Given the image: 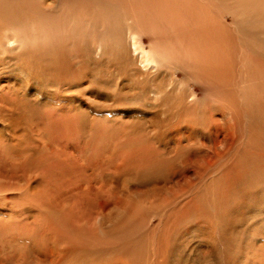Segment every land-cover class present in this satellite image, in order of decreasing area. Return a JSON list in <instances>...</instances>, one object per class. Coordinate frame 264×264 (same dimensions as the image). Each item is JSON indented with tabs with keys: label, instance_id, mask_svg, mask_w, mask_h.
<instances>
[{
	"label": "bare ground",
	"instance_id": "bare-ground-1",
	"mask_svg": "<svg viewBox=\"0 0 264 264\" xmlns=\"http://www.w3.org/2000/svg\"><path fill=\"white\" fill-rule=\"evenodd\" d=\"M15 196L1 260L10 243L21 264H264V0H0V198Z\"/></svg>",
	"mask_w": 264,
	"mask_h": 264
},
{
	"label": "rangeland",
	"instance_id": "rangeland-1",
	"mask_svg": "<svg viewBox=\"0 0 264 264\" xmlns=\"http://www.w3.org/2000/svg\"><path fill=\"white\" fill-rule=\"evenodd\" d=\"M162 32L160 31V32H158V31H156V30H154L153 32H152V41H154L153 42V44H151V40L148 38V40H147V43L146 44H144V47H146V48H148V46L151 44L152 46H153V50L154 49H156V47L158 46L156 43L157 42H160V45H165V44H167L168 46H166L165 48L167 49V50H170V51H173V52H176V49H178V46L177 45H175V44H170V41L172 42V41H175V39H177L175 36H174V34H173V31H171V30H167V32H164L163 31V33L161 34ZM165 33V34H164ZM155 34V35H154ZM158 38V39H157ZM168 42V43H167ZM170 44V45H169ZM147 45V46H146ZM183 72H176V73H174V76L173 77H175V78H177V80H182V78H183ZM199 81V82H198ZM196 82H198V83H200L201 81L200 80H197ZM198 83H194V84H192V83H187L188 84V86H189V89L190 90H194L195 92H194V97L197 99V100H199L200 102H206V103H208V101H211V98H213V101H212V103L214 102V101H216L217 103H216V106L217 105H219L220 107H221V102H223L225 99H222L217 93H215L214 95L212 94V92H210L205 86H203L202 84H198ZM123 84V83H122ZM186 84V85H187ZM239 101H240V99H238ZM219 101V102H218ZM220 107H218L219 109H221V108H223V106L220 108ZM123 110L121 111L122 113H121V115H120V118L122 119L123 117H124V115H125V112H126V108H122ZM217 115H218V113L216 114V116L214 115V112L212 113L211 112V110H208V112L206 113V116L208 117V119H209V122L210 123H213L214 121H215V119H218L217 118ZM167 140H168V138L167 139H164V138H162V139H160V144L162 145V146H164V145H166L167 144ZM170 143V142H169ZM168 143V144H169ZM80 150H77L76 151V155H75V161L76 162H78V166L77 167H75L74 166V168L73 169H77V168H79L80 167V165H83L84 163H83V158H80ZM89 154V155H88ZM94 153H93V151L91 150V151H88V153H87V159H86V162L88 163V162H91V164H93V160H94ZM78 161H77V160ZM82 159V160H81ZM82 162V163H81ZM104 163L105 164H107V163H109V159H108V157H105V160H104ZM90 164V163H89ZM128 171V170H127ZM75 172V171H74ZM58 173H60V171H58ZM121 174H123V175H127V177H128V175H130L131 176V173H130V171H128L126 174H124V173H120V175ZM75 175L77 176L78 175V173L76 172L75 173ZM94 181V180H93ZM93 184V183H92ZM107 190H108V192H107ZM104 193L105 194H109V188H108V185L106 186L105 185V189H104ZM19 197L20 196H15L14 198L16 199V201H15V199H14V203L13 204H9L8 202H5V201H7L6 199L7 198H0V208H2V209H7V210H2V211H4V212H8V209H12L13 210V212L15 213V214H13V216H14V220H15V222L14 223H17V222H22V207H21V202H20V199H19ZM9 205H11V206H9ZM18 218V219H17ZM17 219V220H16ZM154 223H156V220L154 221ZM151 226V225H150ZM152 227V226H151ZM138 236V235H137ZM136 236V237H137ZM10 243H8L7 245L5 244V247L7 248V250H8V253L6 252V253H4V257H5V259H0V264H14L15 262H16V264L18 263V264H21L22 263V248H21V250H18L17 248H15L14 246H10L9 245ZM5 248V249H6ZM18 260V261H17Z\"/></svg>",
	"mask_w": 264,
	"mask_h": 264
}]
</instances>
